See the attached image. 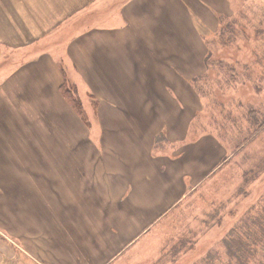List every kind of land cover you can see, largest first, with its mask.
Wrapping results in <instances>:
<instances>
[{"label":"crops","instance_id":"0c3cea01","mask_svg":"<svg viewBox=\"0 0 264 264\" xmlns=\"http://www.w3.org/2000/svg\"><path fill=\"white\" fill-rule=\"evenodd\" d=\"M232 7L229 0H133L123 15L105 14L95 22V32L84 30L72 38L61 63L69 61L77 69L84 85L77 83L84 89L77 86L83 106L92 105L88 99L97 101L96 117L87 116L88 121L63 96L66 74L62 76L56 58L22 57L20 66L4 74L0 264H16L19 253L21 258L31 255L19 239L51 231L39 219L34 226L10 228L5 222L18 215L12 212L15 204L17 209H42L45 218L48 204L55 214L72 218L74 211H103L107 203L110 211L126 215L127 223L117 226L126 228L115 235L114 253H121L225 168L237 152L223 144L216 129L194 136L191 127L204 104L199 82L208 71L205 36L217 34L218 13H229ZM0 28L9 35L1 18ZM236 69L247 79L241 72L246 68ZM66 187L73 188L75 200L66 198ZM118 203L125 206L120 209ZM49 221L52 229L71 232L72 222ZM40 261L23 259L26 264Z\"/></svg>","mask_w":264,"mask_h":264},{"label":"rangeland","instance_id":"374dc122","mask_svg":"<svg viewBox=\"0 0 264 264\" xmlns=\"http://www.w3.org/2000/svg\"><path fill=\"white\" fill-rule=\"evenodd\" d=\"M132 1L0 0L1 24L9 33L3 34L0 28V81L5 80L4 74L12 73L15 64L20 66L18 62L22 57L34 61L49 55L60 63L62 76L66 74V88L72 93L77 86L84 90L77 69H73L69 61L61 63L66 60L62 55L66 54L72 38L81 36L84 30L95 32V22L105 14L123 15ZM229 1L232 11L217 15L221 24L217 34L205 36L207 58L209 53L211 55L206 61L211 68L200 78L203 110L196 115L191 129L194 136L216 129L223 144L237 152L230 162L118 254L114 253L115 235L126 228L117 227L127 223L126 215L112 208L110 211L107 203L103 211H74L72 218L55 214L48 204H44L43 209L46 218L41 216L42 209L35 211L30 206L17 209L15 204L12 212L18 215L5 222L10 228L20 230L24 223L34 226L38 219L42 226L51 228L49 233L18 240L31 255L24 253L21 258L19 253L16 264H26L25 256L41 259L40 264H218V260L212 261L217 257L226 264L230 260L223 245L226 235L235 222L253 205L259 206L264 197V127L258 132V126L264 122V0ZM99 7L102 10L96 12ZM79 13L80 19L74 18ZM205 31L202 29L203 35ZM243 67L246 70L241 69V72L247 79L235 73L236 68ZM79 95L73 99L79 113L70 105L71 108L83 120L88 121L87 116L91 115L96 117V99H88L92 105L84 107ZM247 96L249 100H243ZM73 129L76 130V124ZM35 137L40 138V135ZM2 177L8 180L6 175ZM72 190L66 187L64 192L67 199L75 200L77 196L70 193ZM119 204L120 209L125 206ZM79 214L83 217L76 216ZM49 220H62L69 226L72 222L71 232L52 229ZM131 224L130 221L128 226ZM110 242L114 244L109 245Z\"/></svg>","mask_w":264,"mask_h":264},{"label":"trees","instance_id":"16d2710c","mask_svg":"<svg viewBox=\"0 0 264 264\" xmlns=\"http://www.w3.org/2000/svg\"><path fill=\"white\" fill-rule=\"evenodd\" d=\"M210 56L211 55L209 53L208 58ZM208 58H206V60ZM206 67L208 69L211 68L207 66V61ZM65 81H67L66 78ZM66 85V82H64L60 88L61 92L67 102L77 113H79L73 106L74 96L78 94V91L76 90L77 88L75 87L74 93H72L71 90L66 88ZM80 105L82 106V104ZM263 127L264 122L258 126V132L263 129ZM241 142L242 140H240L238 146L239 144L240 146L241 144L243 146V143ZM254 170L257 172L256 169ZM259 171L260 170H258V172ZM258 175L259 174H257L255 177ZM223 245L229 252L228 256L230 258L226 264H234V261L236 264H264V197L261 199L259 206L253 205L235 222V225L226 235ZM213 260H218V264H224L221 257L212 259V261Z\"/></svg>","mask_w":264,"mask_h":264},{"label":"bare ground","instance_id":"6f19581e","mask_svg":"<svg viewBox=\"0 0 264 264\" xmlns=\"http://www.w3.org/2000/svg\"><path fill=\"white\" fill-rule=\"evenodd\" d=\"M244 100H249L248 98H243Z\"/></svg>","mask_w":264,"mask_h":264}]
</instances>
